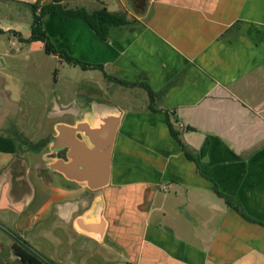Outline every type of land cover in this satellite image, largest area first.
<instances>
[{
  "label": "crops",
  "instance_id": "obj_1",
  "mask_svg": "<svg viewBox=\"0 0 264 264\" xmlns=\"http://www.w3.org/2000/svg\"><path fill=\"white\" fill-rule=\"evenodd\" d=\"M118 1L124 11L103 5L131 22L112 28L105 42L80 19L45 18L56 48L102 66L81 69L100 73L93 83L100 98L82 111L57 108L50 116L71 112L76 119L56 120L42 139L30 137L32 121L24 127L0 117L1 137L24 140L14 153L0 152V226L39 235L56 229L58 219L69 227L67 241L59 242L64 252L80 253L73 264H264V0H131L130 8L129 0ZM3 67L0 60V104L18 113L23 87ZM109 78L147 85L157 94L154 110L148 96L133 98L146 90ZM115 87L125 91L123 105L108 98L118 95ZM111 116L119 124L107 185L90 190L55 171L46 187L34 170L50 165L45 151L52 144L35 153L39 142L51 141L60 124L95 128ZM18 168L24 173L14 186ZM69 175L79 177V169ZM214 185L251 220L218 197ZM79 219L89 232L76 225Z\"/></svg>",
  "mask_w": 264,
  "mask_h": 264
},
{
  "label": "rangeland",
  "instance_id": "obj_2",
  "mask_svg": "<svg viewBox=\"0 0 264 264\" xmlns=\"http://www.w3.org/2000/svg\"><path fill=\"white\" fill-rule=\"evenodd\" d=\"M65 2L70 9L82 7L89 12L105 6L110 11H124L118 0H65ZM128 6L129 8L132 6L131 0L127 2ZM31 23L32 15L28 5L18 1L0 0V60L4 63L1 72L14 80L18 79L23 87L21 110L16 113L13 108L0 104V117L8 121L19 119L24 123V127H29L32 121L35 124V131L32 133L28 130V133L36 140L47 137L56 120L71 122L76 119L71 112L57 118L50 116L51 113H56L54 111L57 108L71 105L73 110L82 111L83 108L85 110L88 108L84 104L91 105L93 100L100 98V93H96L97 86L93 83L98 85L96 80L101 75L97 71L87 72L79 67L67 65L54 55L46 54L44 49H38L35 44L20 42L12 31L16 30L23 36H29ZM114 89L118 90L114 92L118 95H112L110 92V95L107 94L108 98L114 105H123L124 89L117 87ZM147 96L145 91L136 97L130 93V97L137 98L138 101L144 100ZM28 159H31V156H28ZM68 228L57 219L56 229L53 228L51 231L44 229L41 234L36 235L37 240L29 238L30 244L42 255L63 259L62 264H73L80 260V253L73 255L66 253L64 245H61L68 239L66 236ZM10 229L8 231L0 227V242L7 245L12 243L10 232L17 234V231L11 227ZM75 240L77 244L83 242L80 237H76Z\"/></svg>",
  "mask_w": 264,
  "mask_h": 264
},
{
  "label": "trees",
  "instance_id": "obj_3",
  "mask_svg": "<svg viewBox=\"0 0 264 264\" xmlns=\"http://www.w3.org/2000/svg\"><path fill=\"white\" fill-rule=\"evenodd\" d=\"M13 1V0H12ZM19 2V1H18ZM24 3V2H21ZM29 6L32 23L30 27V36L27 39L21 37L17 32H13L14 35L18 38L20 42H41L44 47V52L49 55H54L58 57L64 63L77 66L82 70H100L103 71L101 65L88 64L70 56L65 50L58 49L54 46L49 36L47 35L44 29V20L47 16L54 15L60 19H80L83 21L97 36L101 42H105L109 36V32L114 27H120L130 24L126 14L124 12H110L105 7L101 9H96L92 12L87 11L85 8H74L70 9L65 4L62 3V0H50L48 2H41L37 0L34 4H27ZM111 81H114L116 84L126 87V88H142L146 90L149 100V109H153V104L157 96L147 85L138 82H127L123 80L109 78ZM170 132L174 139L181 146L186 158L190 161L195 160V154L191 152L187 145L183 144L179 138L178 132L173 129L172 125L169 124ZM23 139L8 138L0 136V152L5 153H14L16 151V142ZM214 193L222 198L224 202L233 207V209L241 214L247 220H251L243 212L239 210L237 203L234 200L233 196L224 194L219 191L216 185L213 186ZM41 264V263H39ZM51 264H55L52 263Z\"/></svg>",
  "mask_w": 264,
  "mask_h": 264
},
{
  "label": "water",
  "instance_id": "obj_4",
  "mask_svg": "<svg viewBox=\"0 0 264 264\" xmlns=\"http://www.w3.org/2000/svg\"><path fill=\"white\" fill-rule=\"evenodd\" d=\"M34 4L37 0H13ZM100 120V118H99ZM119 124V117L111 116L102 119L95 128L87 123L80 122L75 126L60 124L56 128L57 135L53 137L60 147H52L53 152L60 148H68L67 158L69 162L61 160L54 163L53 168L69 179L85 182L90 190H99L107 185L110 166V154ZM81 134L86 138L90 147L76 137ZM54 143V144H55ZM79 169V177L70 176L69 172ZM76 225L85 232H89V225L79 219ZM0 264H11L0 260Z\"/></svg>",
  "mask_w": 264,
  "mask_h": 264
},
{
  "label": "flooded vegetation",
  "instance_id": "obj_5",
  "mask_svg": "<svg viewBox=\"0 0 264 264\" xmlns=\"http://www.w3.org/2000/svg\"><path fill=\"white\" fill-rule=\"evenodd\" d=\"M66 126H69V125H66ZM77 136L79 138L81 137L79 134ZM50 143L52 144L51 147L47 149L45 152L47 153V155H49L48 158L52 162L50 163L48 167H45V166L36 167L34 170L35 175L42 180V183L46 187H50L52 185V181H53L52 175H53V172L56 171L53 168L54 163H56L59 160L63 162L68 161V158H67L68 148H60L56 150L55 152H53L52 147L54 146L60 147V143L56 144L53 141V139H51V141H46V140L40 141L39 142L40 145L34 148V152L35 153L42 152V149L47 144H50ZM40 157L41 158L43 157L42 153ZM23 173H24V170L21 168H18L17 174L11 175V181L14 184V186L17 182L20 181L19 180L20 178L22 179ZM0 227L3 228L4 230H8V231L11 230L8 227H4V226H0ZM16 231H17V234L10 232V236L12 237V240H13L11 244L7 245V244L0 242V260L1 261L6 262V263H11V264H39V263L51 264V262L54 263L49 258V256L42 255L41 253H39V251L36 250V248L31 246L30 239L33 241L37 240L36 232L30 231V232L22 233L18 230Z\"/></svg>",
  "mask_w": 264,
  "mask_h": 264
}]
</instances>
